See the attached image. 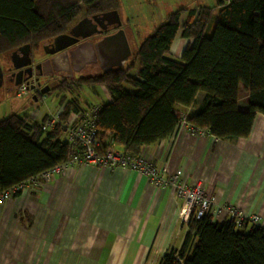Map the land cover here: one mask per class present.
<instances>
[{
    "label": "trees",
    "instance_id": "1",
    "mask_svg": "<svg viewBox=\"0 0 264 264\" xmlns=\"http://www.w3.org/2000/svg\"><path fill=\"white\" fill-rule=\"evenodd\" d=\"M220 6L210 35V8H181L155 28L125 68L61 82L56 90L65 104L62 118L80 110L70 94L103 87L111 101L97 115L99 136L105 140L110 133L129 154L140 156L144 147L170 138L181 120L178 108L194 106L203 93L196 114L187 118L191 128L223 141L248 138L257 116H264V0H226ZM119 7L120 0H0V65L19 47L38 50L77 19ZM180 31L191 42L179 61L170 60ZM241 86L248 94L246 112L239 110ZM44 121L17 114L0 121V192L68 161L63 130L45 129ZM159 264H264V229L238 228L229 219L213 223L209 214L194 218L181 248Z\"/></svg>",
    "mask_w": 264,
    "mask_h": 264
},
{
    "label": "crops",
    "instance_id": "2",
    "mask_svg": "<svg viewBox=\"0 0 264 264\" xmlns=\"http://www.w3.org/2000/svg\"><path fill=\"white\" fill-rule=\"evenodd\" d=\"M223 1L216 7L204 0L194 7L210 8L218 19ZM186 19L183 14L181 23ZM190 42L180 31L167 58L179 61ZM44 80V85L57 89ZM50 91L43 95L45 102L29 98L47 103ZM203 97L200 93L194 106L178 108L179 113L195 115ZM59 100L57 95V102L33 118L44 120L65 105ZM105 103L94 106L101 109ZM239 110H248L242 86ZM141 155L160 168L168 166L172 174L180 172L188 187L200 183L206 196L219 205L259 215L264 229V116H257L248 138L223 141L183 125L167 140L144 147ZM182 204L170 188H155L130 169L69 168L46 185L28 186L0 203V264H159L172 249L181 248L188 232L189 223L179 216Z\"/></svg>",
    "mask_w": 264,
    "mask_h": 264
},
{
    "label": "built area",
    "instance_id": "3",
    "mask_svg": "<svg viewBox=\"0 0 264 264\" xmlns=\"http://www.w3.org/2000/svg\"><path fill=\"white\" fill-rule=\"evenodd\" d=\"M41 89L42 87L36 81L23 82L14 90V93L18 97L36 96L45 102ZM64 111L65 105L50 111L44 118L45 121L42 125L49 130L56 127L63 130V141L69 147L70 157L68 161L9 190L0 192V203L18 195L19 192L25 191L28 186L33 188L46 185L52 181L55 174L64 172L69 168L81 165L109 169L126 168L147 177L149 183L155 188H170L175 198L183 200L182 209L179 213L183 222L190 223L191 219L209 214L213 223L229 219L238 228H243L245 225L261 227L259 215L248 216L239 206L219 205L214 198L206 196L200 183L192 187L184 185L180 180V172L172 174L168 166L160 168L149 158L129 154L124 146L122 148L118 146L110 133H107L106 139L102 140L96 124L100 107H92L86 113L82 111L72 112L66 120L62 118ZM187 118V115H181L177 129L183 125H189Z\"/></svg>",
    "mask_w": 264,
    "mask_h": 264
},
{
    "label": "rangeland",
    "instance_id": "4",
    "mask_svg": "<svg viewBox=\"0 0 264 264\" xmlns=\"http://www.w3.org/2000/svg\"><path fill=\"white\" fill-rule=\"evenodd\" d=\"M204 0H120L119 15L122 21V29L125 31L129 46L131 49L130 62L135 59L139 45L155 30L157 26L165 22L169 15L183 8H194L201 4ZM212 4L217 7L219 0H211ZM213 6V7H214ZM216 12L211 16L206 29L208 35L212 34L216 26ZM83 18V17H82ZM82 18L74 22L76 24ZM41 49V47H40ZM39 50V49H38ZM12 55V54H11ZM12 64L9 54H6L1 61L3 73ZM137 70L133 74H137ZM93 76L92 74L82 77ZM78 79V78H75ZM47 80L41 79L44 85ZM56 86V84H54ZM13 86L4 81V85L0 88V121L11 115L19 116L30 115L36 116L38 112H44L45 106L57 102L58 91L51 89L47 94V103L31 102L29 96L18 97L13 91ZM84 87L77 91L75 95H69V99L79 101V109L86 113L95 107L94 104L101 106L102 103L108 102L109 98L102 87ZM131 92L133 90L130 88ZM99 91L100 93L98 94ZM39 105V106H38Z\"/></svg>",
    "mask_w": 264,
    "mask_h": 264
},
{
    "label": "water",
    "instance_id": "5",
    "mask_svg": "<svg viewBox=\"0 0 264 264\" xmlns=\"http://www.w3.org/2000/svg\"><path fill=\"white\" fill-rule=\"evenodd\" d=\"M110 26H116L119 28L115 33L109 34L101 40L94 42L88 41L87 39L94 37L95 35L107 32V28ZM101 28V30H99ZM84 39L86 41L81 42ZM49 48V49H48ZM44 53L49 55H56V58L49 60L47 63H38L33 65V54L30 45L19 47L13 53L24 51L27 57V62L15 66L16 70L14 88L15 90L23 82L36 81L40 87L41 74L40 70L46 64L50 66L54 65L55 59L60 61L61 57H64L65 63L68 67L74 61L84 56H90L91 59L87 60L88 63H99L101 69L99 75L104 72H109L118 68H125L126 63L131 57V49L128 43V39L125 31L122 29V21L118 11H111L102 15H96L93 17H84L78 21L68 33L57 36L53 43L43 48ZM37 59V56H35ZM84 61V63L86 64ZM49 74H45L48 76ZM4 73L0 65V88L4 85ZM51 90L49 85H44L41 89L42 94H46ZM37 100V97L35 96Z\"/></svg>",
    "mask_w": 264,
    "mask_h": 264
},
{
    "label": "flooded vegetation",
    "instance_id": "6",
    "mask_svg": "<svg viewBox=\"0 0 264 264\" xmlns=\"http://www.w3.org/2000/svg\"><path fill=\"white\" fill-rule=\"evenodd\" d=\"M118 29L119 28H117L116 26H110L106 29L107 32H102L101 34L95 35L94 37H91L87 40L97 42L102 38L106 37L107 35L115 33ZM99 30H101V28H99ZM53 41L43 45L39 50L32 49V54L34 56L33 65H37L38 63H44V62L47 63L49 60L56 58V56L59 53L56 55H49L44 53L43 50L45 46L50 47ZM84 41L86 40L81 39L80 43ZM9 55L10 58L12 59V64L10 65V67L8 66V68L4 72V78H5L4 81L10 83L14 87V81H15L14 74L16 73V70H14V65L19 66L27 62V57L25 56L24 51H19L17 54H13L11 52ZM35 56H37V59L35 58ZM89 59H91L90 56H86V57L84 56L83 58L81 57L77 61H74L71 64V67H68V65L65 63L64 57H61L60 61H57V59H55L54 65L50 66V64L48 63L41 68L40 72L41 74H43V76H41L40 79H48L49 83H54L58 86L64 80H74L76 77H82L88 74H99L101 69L100 64L86 62ZM84 61L88 64L85 65ZM45 74H49V75L45 76Z\"/></svg>",
    "mask_w": 264,
    "mask_h": 264
}]
</instances>
